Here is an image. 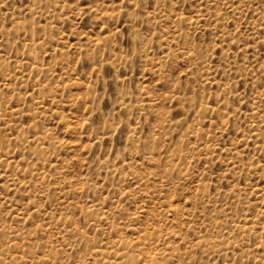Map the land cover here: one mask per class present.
Masks as SVG:
<instances>
[{
  "label": "rangeland",
  "instance_id": "1",
  "mask_svg": "<svg viewBox=\"0 0 264 264\" xmlns=\"http://www.w3.org/2000/svg\"><path fill=\"white\" fill-rule=\"evenodd\" d=\"M0 264H264V0H0Z\"/></svg>",
  "mask_w": 264,
  "mask_h": 264
}]
</instances>
